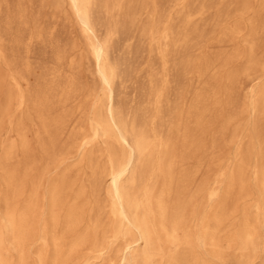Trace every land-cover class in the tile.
Instances as JSON below:
<instances>
[{
	"label": "rangeland",
	"instance_id": "obj_1",
	"mask_svg": "<svg viewBox=\"0 0 264 264\" xmlns=\"http://www.w3.org/2000/svg\"><path fill=\"white\" fill-rule=\"evenodd\" d=\"M138 1L140 6L134 24L127 29L119 27L116 30L113 26L114 19L118 16L120 25L123 9L114 8L106 11L101 7L102 2H99V6L95 4L91 12V21L95 27V34H92L84 30L69 0H0V105L4 102V93L9 87L23 93L25 97L21 105H16L15 102L11 104L9 112L0 118V164L7 146L14 144L15 153L10 163L12 166L18 165L16 168L24 186V195L19 200V205L23 203L32 182L39 179L37 193L40 219L36 228L39 232L44 221L49 228L47 211L49 188L61 175L67 174L72 182L66 190L64 207L73 201L78 202L80 222L76 230L57 228L62 235L57 253L65 252L76 232L89 238L93 229L98 237H101L106 228L111 227L118 231L116 236L105 234L101 251H90L87 245L83 246L74 255L71 264H117L125 241L137 236L133 228L128 227L125 221H120L110 212L111 198L107 192L109 191L107 177L100 178L101 189L98 197L101 215L97 226H94L96 193L93 190L91 160L95 159L102 164L106 161L105 155L109 145H113L118 150L122 147L114 139L117 134L115 130L111 131L112 138L103 135L91 138L92 119L95 112H103L107 105L108 94L96 73L92 44L107 41L108 53L105 64L107 67H114L115 71L113 79L116 109L120 110L128 120L134 113L145 110L152 137L160 138L168 131L174 130L177 120L173 115L175 116L179 109L185 110L189 106L194 91L204 90L206 87L204 77H199L194 70L179 75L180 72L182 73L179 63L185 58L186 51L190 53L195 63L204 53L222 50L229 52L233 47L245 49L249 22L260 3V0H251L250 9L241 14L236 13L218 19L217 9L221 6L229 8L234 0H213V3L210 2L211 0ZM200 4L203 6L200 7ZM17 5L22 8L20 18L17 14ZM188 7L192 11L190 25L185 29L180 21V14ZM236 21L239 22L240 31L234 40L228 45H217L215 38L220 31ZM149 23L153 24L154 39L143 34L142 27ZM194 27L202 30L203 34L199 36L193 31ZM163 29H169L168 39L159 38ZM176 30L187 31V50L184 45L175 44ZM262 36L264 41V33ZM16 38L18 42L15 41ZM11 59H14L15 63ZM243 60L241 56L236 57L228 66L215 70L219 75L216 97L220 102L215 107L218 117L203 134L199 148L186 160L188 166L210 156H213L214 161L210 166L201 160L203 166L194 176L195 183L191 189L196 190L197 183L201 185L193 194V205L186 213V228L192 235L198 232L201 214L207 210L213 211L218 205L223 187L227 183L226 178L237 163L240 150L251 144L252 123L257 115L251 106L255 92L259 88H264V76L245 85L246 76L240 75L235 90L239 98L238 108L241 111L228 120L225 133L219 131L217 122L222 116L227 119L226 114L231 110L223 101L227 83L225 75L229 68L242 65ZM11 77L17 80L16 87L13 86ZM70 82L74 84L73 94L62 106H56L52 111L55 115L67 110L70 120L58 138V147L61 151L50 157L40 142L47 139L46 132L43 131L41 121L28 96L34 89L48 85L53 99L58 100L65 90L70 89ZM158 93L160 96L157 98ZM262 128L264 130V119H262ZM19 132L23 134L27 144L26 154L19 147ZM84 135L87 139L85 143L82 138ZM211 139L215 141V147L211 145ZM252 141L255 151L256 142L254 139ZM126 151L123 149L122 159L127 154ZM24 157H27L28 165L22 162ZM254 160L255 157L251 156L246 170L250 192L237 200L236 211L228 216L224 229L220 232L222 238L228 230L240 223L241 210L249 208L257 195L253 177ZM1 174L0 168V212L4 209L6 194ZM215 186H219V194L208 197V191ZM160 187L161 180H158L155 189L158 190ZM78 191L80 195L75 198ZM191 210H194V215H191ZM259 223L258 234L262 241L264 230L261 219ZM36 235H31L24 243L28 264H38L39 252L47 257L44 264H51L55 247L50 230L45 241ZM4 245L8 246L6 242ZM135 247L138 253L140 245ZM164 250L169 252L171 246L164 244ZM194 254L209 264H225L223 260L210 255L208 245L201 246L195 242ZM225 254L236 258L240 256L238 250L226 251ZM8 255L12 260H16L17 254L14 251L9 250ZM251 264H264V253L261 248L256 252Z\"/></svg>",
	"mask_w": 264,
	"mask_h": 264
},
{
	"label": "bare ground",
	"instance_id": "obj_2",
	"mask_svg": "<svg viewBox=\"0 0 264 264\" xmlns=\"http://www.w3.org/2000/svg\"><path fill=\"white\" fill-rule=\"evenodd\" d=\"M72 9L77 15L85 31L95 34V27L91 21V12L94 5L99 6L102 0H69ZM211 3L214 1L211 0ZM106 11L114 8L123 9V18L118 24L119 18L115 17L113 26L127 29L135 22L137 10L140 6L138 0H105L101 4ZM203 6L200 4V7ZM252 7L251 0H234L229 8L221 6L217 9V18L231 16L232 14L244 12ZM198 9V8H197ZM190 7L180 14V21L184 28L190 25ZM17 14L22 16V8L17 5ZM11 22V20H10ZM9 23V22H8ZM118 25V26H117ZM153 24L149 23L142 27L143 34L154 39ZM171 31V27L169 28ZM169 29H163L159 38L168 39ZM199 36L202 30L193 28ZM240 31L239 22L231 23L220 31L215 38L217 45H228ZM264 0H260L248 26V33L245 41L247 46L240 50L233 47L231 51H218L215 53H204L195 63L187 50V31L176 30L175 44L184 45L186 48L185 58L179 63L182 76L192 70L197 72L199 77H204L206 87L203 90L194 91L189 106L183 110L179 109L176 115L177 123L172 132L168 131L160 138H153L148 127V116L145 110L136 112L126 119L120 110L114 106V67H107L108 44L107 41L92 44V55L95 62L96 73L105 85L107 94V105L103 112H95L91 123V138L99 135L111 137V131L117 132L116 139L121 150L109 145L106 150V161L99 164L95 159L91 160V174L93 176V187L95 203V223L100 218V178L107 177L111 200L109 203L110 212L116 215L120 221H125L128 227L136 231V237L125 241L122 247V254L117 264H209L199 259L194 254V243L210 247V255L213 258L221 259L225 264H251L256 252L261 248L264 253V233L262 241L258 234L260 219L264 230V130L262 119H264V88L255 92L252 110L257 113L252 123L250 133L251 144L241 149L237 163L231 169L226 178L227 183L223 187L222 196L218 205L213 211H204L199 217V228L195 235H192L186 228L187 212L193 205L192 196L200 188L191 187L195 183V174L203 166L202 161L207 165L213 164V156L197 160L193 165L188 166L186 160L197 150L202 141V136L212 124L216 122V106L220 102L216 97V84L218 68L228 66L234 58L243 57V64L229 68L225 79L227 81L224 92V103L231 110L227 113V119L222 116L217 120L219 131L225 133L227 122L230 118L237 116L239 110V98L235 85L240 75L246 76L245 85L264 76ZM18 42V38L15 39ZM14 63L15 60L11 59ZM13 86L18 84L14 77ZM73 82H70V89L65 90L58 100L53 99L51 88L48 85L34 89L28 99L33 103L36 115L41 121L43 131L47 139L41 140L46 154L54 157L61 151L58 147V138L65 128L68 119V111L63 110L55 115L52 114L54 107L62 106L73 94ZM72 86V87H71ZM253 89V87L251 88ZM160 96L158 93L157 98ZM24 94L14 88H7L4 93V102L0 105V118L9 112L11 104L21 105L24 101ZM262 114V115H261ZM261 115V116H260ZM20 128V127H19ZM174 133V135H173ZM112 135V136H111ZM19 147L26 154L27 144L24 136L19 132ZM83 142L87 141L86 135ZM257 149L254 151L253 141ZM115 140V141H116ZM215 147L214 140H210ZM16 146L8 145L1 160L2 179L6 194L4 196V209L0 212V264H28L24 251L25 241L34 234L45 241L48 230L51 232L52 243L55 247V254L51 264H71L74 255L79 249L87 245L90 251H101L103 249L105 234L116 236L118 231L113 228H106L101 237H98L95 229L92 230L89 238L82 233L76 232L69 241L65 252L57 253L59 239H62V230H76L80 222V206L78 202H72L64 207L66 190L71 185V178L67 174L61 175L58 180L51 183L49 188V202L47 206L50 225L44 221L37 232L36 224L39 222L40 214L39 196L37 193L38 180L32 182L31 187L21 205L19 200L24 195L23 179L17 171V166H12L10 161L14 156ZM123 149L127 154L121 158ZM251 156L254 160V186L256 197L249 208L241 210L242 218L240 223L233 229L226 232L224 237L220 232L224 229L225 220L236 211V202L249 194V180L246 173L248 162ZM122 159V160H121ZM202 160V161H201ZM22 162L28 165L27 157ZM21 163V162H20ZM19 163V166H20ZM161 180L160 189H155V183ZM151 181L150 183H147ZM219 194V186L208 191V197H215ZM80 195L76 192L75 198ZM93 208V206H92ZM192 209V208H191ZM194 215V210H191ZM228 225H231L228 223ZM8 246H5L4 243ZM140 245L137 252L136 245ZM164 244L171 246L169 252L164 250ZM9 250L14 251L17 256L12 260L8 255ZM238 250L239 258L226 256V251ZM136 253V254H135ZM229 255V254H228ZM47 257L42 252L38 253V264H44Z\"/></svg>",
	"mask_w": 264,
	"mask_h": 264
}]
</instances>
